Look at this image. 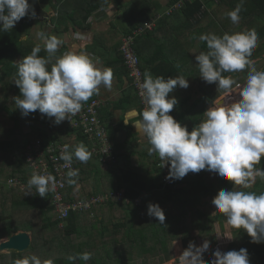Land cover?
<instances>
[{
    "label": "crops",
    "instance_id": "1",
    "mask_svg": "<svg viewBox=\"0 0 264 264\" xmlns=\"http://www.w3.org/2000/svg\"><path fill=\"white\" fill-rule=\"evenodd\" d=\"M101 1L105 4L89 16L85 27L77 28V30L71 29L65 34L54 32L51 18L57 17L58 14L49 5L41 4L49 17L37 21L39 24L33 26L31 36H26L43 46L52 44L57 49L62 46L66 47V54L63 55L62 61L75 83L74 85L70 82L69 89L72 91L79 86L87 87L90 97L101 100L100 117L120 158L117 165L101 164L92 152V141L81 133L82 136L78 137V133L68 127V134H63L59 141L67 139L65 142L70 145L74 156L82 161L78 165L80 169L78 176L69 182L72 198L78 196L91 198L93 193L102 195L127 192L132 189L131 185L141 183L140 177L144 172H147V179L152 182L157 170L156 145L152 139L141 101L136 94H133L130 81L118 63L123 58L120 51L123 38L157 15L164 14L171 0ZM201 4L202 9L199 12L194 8H187L165 16L166 18L157 21L152 32L140 37L135 44L136 52L145 71V81L149 84L153 82L155 106L168 112L170 124L166 125H173L170 129H163L159 121L164 140L165 142L167 140L166 144L170 149V155L172 153L175 157L177 156L176 158L190 164L184 166V172L180 174L181 178L187 177L193 180L197 177L193 187H196L199 192L196 203L203 213L202 217L195 221L190 212L183 215L170 206L164 208L178 216V220L167 225L168 229L178 226L180 232L181 227L194 223H197L195 225L198 228L203 225L209 227V224L216 221V223L221 222L223 226V221L218 215L222 214V211L213 213V210L222 208V200H226V190L221 191L222 180L235 151L234 148L238 146L239 127L236 125H239L238 120L245 112L243 109L247 101L252 96H256L255 94L258 95V92H264L263 81L259 79L260 75L264 76V54L250 60L248 63L251 67L248 70L240 69L244 80H240L237 71L230 72L220 80L222 72L219 70H215L210 79L204 66L210 50L217 49L219 52L234 50L232 52L235 53L234 58H236L240 46H254L251 41L256 42L255 35H258L264 22L253 10L251 0H203ZM238 27L243 28L242 35L236 34ZM74 34L82 35L83 39H76ZM44 37L48 42L39 43ZM258 44L264 47V41L259 43L257 40ZM167 61L168 64L165 65ZM108 65L113 66L111 69L113 74L110 73ZM173 66L181 68L173 69ZM216 80H218L217 84L214 83ZM208 85L210 89L213 88L211 85H214L216 86L214 91L218 90L216 92L218 98L213 102L209 100L210 94L205 88ZM54 86L56 87L55 84ZM56 97L57 94L52 92L45 103L46 108H51L52 112L56 111L59 116L60 110L55 106L58 101ZM249 113L252 118L250 111ZM245 121L247 125H250L247 118ZM247 154L249 155H245V159L264 158V151L258 146L250 150L249 145ZM196 162L198 167L194 165ZM262 169L249 167V180L245 186H236L235 193L247 192L251 197L252 193L249 195L248 188L254 186L255 178L262 173ZM29 174L31 176L30 172ZM206 186L210 187V193H206L208 190ZM186 187L189 188L190 185L186 184ZM29 190L30 187L24 191H10L22 195ZM42 191L40 190V193ZM115 200L117 199L111 201L115 202ZM117 201L121 204L99 205L97 209L95 208L96 210L94 209L92 217L90 215V217L85 215L76 217L77 228L82 231L85 229L84 240L86 242L94 239V236L102 237L101 221L107 226H113L121 222L115 220L120 213L123 215L124 222L128 218H133V215L137 213L140 216L138 220L145 214L144 209L136 210L137 207L133 200H128L127 204L122 200ZM37 207L39 204L34 209L33 217L39 218ZM141 207L144 206L141 205ZM148 207L156 209L158 206L150 200ZM184 209L189 208L184 207ZM212 213L216 214V217H209ZM25 215L21 217L26 218ZM29 217L32 218V216ZM188 218L191 224H187ZM136 223L137 219L132 224L134 228L138 227ZM191 231H186L185 237H191ZM243 231L237 232V235L243 234ZM18 232L28 231L19 230ZM28 233L32 239V232ZM105 237L106 241L110 238L115 240L113 230H108ZM217 237L215 232V237L212 234L211 240L196 239L210 244L212 240L219 241ZM254 245V241L243 240L240 246H244L245 250L237 264H244L245 253L249 250L246 264H250L253 258H255L253 264H264V255L260 262ZM258 247L264 249V243ZM11 252L16 251H5V254L10 255Z\"/></svg>",
    "mask_w": 264,
    "mask_h": 264
},
{
    "label": "trees",
    "instance_id": "2",
    "mask_svg": "<svg viewBox=\"0 0 264 264\" xmlns=\"http://www.w3.org/2000/svg\"><path fill=\"white\" fill-rule=\"evenodd\" d=\"M39 1L42 5H49L51 9L58 14L57 17H52L51 20L54 32L60 34H65L71 29L77 30V28L82 29L83 27H85L86 21L89 16L96 9L105 4L101 0ZM175 2L176 0H171V3L169 5L171 6ZM251 2L253 4V10L256 14H259V18L264 22V0H251ZM187 8H194L195 11L199 12L202 9V4L200 1H197L187 5L185 9ZM10 9L11 5L8 0H5L3 1V3H0V16L7 15L10 12ZM29 21L30 23H23V25H20L16 28H10L5 26L0 27V111L3 112L0 113V116L3 120H5L7 116V118L10 120H8L7 122H9V124L12 123L14 128L17 129L22 128V125H20V123L25 117V114H27V117H35L37 116V114L40 113L43 117L42 121L44 127L35 128V132L46 142L66 143L65 141L61 142L59 140H61L63 134H68V129H56V127L53 126V122L55 124V119H60L61 125L69 124H64L65 121L63 117L61 115L58 116L56 114V111L52 112L53 110H50L51 108H46L47 105H45V101H42V99L47 100V98L50 97L52 92H55L58 97H56V101H58L56 102L55 106H57V108L61 110L59 105V99L60 97L65 98L70 92L69 86L70 82L72 84L73 78L71 77V74H69L68 69L65 68L66 66L63 65L62 61L63 55L66 53V47L62 46L60 49H57L56 46H53L49 48L48 46H41L34 40L27 38L26 36H31L33 26L35 25L34 21ZM262 36H264V23L262 28L258 32V35H255L256 42L251 41V44H253L254 46H240V50L237 52L236 58H234L235 53H233L232 51L227 50L219 52L217 49L210 50V54L207 55V62L204 65L210 79L215 70H219L220 72H222L220 80L225 78V76H227V74H229L230 72L236 71L239 73L240 80H244V77L242 75L243 73L240 72V69L244 68L248 70V68L251 67L248 62L264 54L263 45H257V40H260ZM166 64H168V61L165 62V65ZM118 65L121 66V70H123L122 72H125L124 74H126L129 78V73L127 68L125 67L123 58L120 59ZM108 68L110 70V73L113 74V71L111 70L113 66L108 65ZM177 68L181 67L173 66V69ZM141 69L145 76V71L142 63ZM259 79L262 80L264 84V76L260 75ZM34 81L41 83L39 87L43 93V96H41V100L38 103L35 100L32 104H30L24 98L26 96L25 94L27 93V90L32 87L31 83ZM217 82L218 80H216L214 83L217 84ZM145 83L152 100V106L157 113L158 120L161 122L163 129H170L173 125H166L170 124L168 112L165 110H161L160 108L158 109L157 106H155L156 104L154 103L155 98L153 94L154 89L152 87L153 82L149 84L147 81H145ZM54 84L56 85V87L54 86ZM73 84L75 85L74 82ZM209 86L210 85L205 88L208 94H210L209 100L213 102L218 98V95L216 93L218 92V90L214 91V88H216V86L214 85H211L213 86L212 89H210ZM76 89H78V87H76ZM131 90L133 94H136L135 89L132 86ZM256 96H258L259 98L256 97L257 103L255 105V108H261L263 109V111L260 113L259 117L256 120L250 118L252 121H256L255 125H247V121H245L246 118H244V120L242 119L245 115V112L242 113L240 120H243V125L241 126L243 127L244 131H246L247 135L246 133L244 134L243 131H239L238 146L234 148L235 151L230 158L231 160L229 161L226 167V171L224 172V177L222 180L223 187L226 188L227 192L226 200H224L227 202L226 205L230 208L228 211L231 212L226 215H223V217H227L236 221L239 218H236V212L234 210L236 209L238 213L242 211V206L246 205L247 209L244 207V217L242 219H239L241 223L249 225L248 227H244V233L246 232V228H251L253 226L264 224V158L254 157V159H251V157H249L248 159H245V155H249L247 154V140L252 141L254 133L256 136L254 139L255 143L250 146V150L255 149L258 146L260 150L264 151V92L259 93ZM252 97L247 101L243 109L244 111L246 110L247 105L250 106ZM12 98L13 101L16 98L18 101H20V103L17 102L19 104L15 103V107H10L9 102ZM86 98L91 99V97L89 96V92L86 94ZM24 107L30 108V110L24 111ZM240 120H238V122ZM0 124H2L1 119ZM5 126L8 125H0V128L4 131L7 129V127ZM236 126L239 127V125ZM17 132H19V130L16 131L15 134L19 135L20 139H27V143L31 142L32 137H29V133H26L28 135V137H26L22 133ZM77 133L79 135L78 137L82 136L81 132ZM22 140L21 143L23 144L24 141ZM15 144L16 142L14 141H0V191L3 190V192H0V194L4 195L12 193L10 189L5 186V183L9 178L13 177L20 178L22 181H24L26 184V188L30 187V190L27 191V193L21 195L22 197H24L23 201H14V204H12L13 210L14 208L16 209V211L17 208H20L22 210L18 213L20 215V219L15 218V216H13L12 214L10 216L12 220L6 221V215L4 213L0 215V223H3V227H0V240L6 237H11L12 235L18 233L19 230L32 232L33 236L31 247L29 248L27 253L24 254L11 252L9 264H18L19 260L26 261V255L29 251L34 252L39 250L42 254L44 253V259L48 261L44 264H100L101 262L99 256H88L89 252L84 250L87 247L91 248L92 246H94L92 240H88L87 242L86 240L81 241L80 243H78L77 248L71 252L72 241L69 238L82 233V230L77 228L78 226L76 225V217L80 215H85L86 217L90 215L92 217L91 212L79 213L71 210L67 219H59L53 203L54 195H56V193L50 192L48 189H37L38 186L33 183L32 175L30 176L28 171L29 169L26 163L25 151L24 153L22 151L23 154L21 153L23 160L22 165L12 167L13 169L8 172V174H4L5 172L1 171V167L2 169L4 168V160H9L11 159V157H14V153L12 152L13 147H18ZM20 146L24 150L26 149V144ZM10 154L12 156H10ZM176 157L174 156V154L171 153V158L174 163L175 171L174 181L171 185L164 187L162 182V173L158 166V162H156L157 170L155 172V176L153 177L152 182L149 183L142 180L141 183H139L138 185H131L132 189L126 192V197L128 198V200L134 201V199L143 196L142 203L140 205L144 207H141L140 210L144 209L145 214L140 219L149 220L154 224H148L144 226V224L141 222L140 227L134 228L132 224L135 222V219L138 220V217H140L138 213L133 215V218H128L126 222H119L114 224L113 226H107L103 221L100 222L101 226L103 227V230H101L100 233L101 236L104 238L103 241L101 240V242H103L104 245L108 243V240L106 241L105 237L106 232H108V230H113L115 235V242H117V235L122 230L126 229L128 233V237L126 239L127 247L129 249V251L127 250V252L129 253L130 261H133V255L131 254V250L135 248V244L139 241H142V245L144 246L143 251L149 253L151 251H155L156 248H159L160 253L162 254V252L164 251L166 255L165 257L161 256L163 261L171 259V255L169 254L170 246L168 244V241L172 237V235L174 237L175 233L179 231V227L173 226L169 230L167 225L169 223L175 222L178 216L173 215L171 210H160L161 205H168L171 208L176 209L178 212H180V214L183 215H186L187 212H190L193 218H195V221H197L199 217L203 216V213L198 209L196 203L198 202L197 198L199 192L196 187H193L196 183L195 181L197 177L196 179L192 178L193 180L188 179L187 177H184V179L181 178L180 174L181 172H184V166L190 164H187L183 160H180ZM75 159L78 160L80 158L75 157ZM194 165L198 167L197 162L194 163ZM249 167L263 168L262 173L255 178L256 183L254 184V186L248 188V191L250 190L249 195L252 193L251 197L248 196L247 192H240L238 194L235 193L236 186H245V184L249 180ZM186 184L190 185V187L187 188ZM40 190L43 191L40 193ZM206 190V193H210L209 186H206ZM59 192H61L63 198L65 199V202L68 204H73L74 202L89 198H81L79 196L72 198L70 195V183H66L65 188L61 189ZM91 195L93 197V195L96 194L93 193ZM150 200H152L158 206L156 209L148 207ZM107 203H115L116 205L121 204L117 200H115V202L109 201ZM38 204L39 207H37L36 209L39 218H41V221L38 217H33V215L35 214L34 209ZM184 207L189 209L186 210L184 209ZM222 211H224L223 206ZM23 213L27 214L25 215ZM222 213L224 214L225 212ZM21 215H25L27 217L22 218ZM29 216H32L33 220ZM223 217L222 215H220L219 219L223 220ZM15 221H17L18 223H16ZM192 223H194V220H192ZM195 224L197 223L193 224L194 227H196ZM199 228L202 231H207L209 227L207 225H203ZM94 234L96 235L97 233ZM160 234L163 236V238L165 237V235L169 237L162 241L158 237V235ZM234 234H236L237 236L236 232ZM151 237L152 244L149 247L150 243L147 242V240ZM188 240L189 239L185 240L186 243L184 245H187L186 248H183L184 252L187 251L189 253H192L193 243L194 245L200 246L204 244V242L196 239H194L195 241L193 243ZM233 241L234 239L228 243L226 250H224L223 252V264H237L241 255L244 253V246L246 245L243 244L244 246L237 247L234 243L235 241ZM219 243L222 242H219L217 239H215L210 242V245L212 246V248H214L215 246L220 245ZM258 246L257 244H255L253 247H256V252H258V257L261 262L262 257L264 255V249ZM249 252L250 250L245 253L246 258L244 264H246V259L248 257ZM6 260V257L3 256V259L0 258V264L6 262ZM183 261L184 264L193 263L192 261H189V259H184ZM27 264H30L29 258ZM203 264H212V261L206 259L205 263Z\"/></svg>",
    "mask_w": 264,
    "mask_h": 264
},
{
    "label": "built area",
    "instance_id": "3",
    "mask_svg": "<svg viewBox=\"0 0 264 264\" xmlns=\"http://www.w3.org/2000/svg\"><path fill=\"white\" fill-rule=\"evenodd\" d=\"M197 1L202 2L203 0H176L175 3L167 8L164 14L157 15L150 22L144 23L126 35L120 47L125 67L129 73L128 79L141 101L151 136L157 147L158 166L162 173L164 187L171 185L174 181V163L164 140L157 113L152 106V100L146 87L135 44L140 37L155 29L157 21L165 16L172 15L174 12L183 11L187 5ZM29 20H36V18L30 16L15 17L7 23V27L16 28ZM88 92L87 87L79 86L78 90L71 92L67 98H64L65 120L71 130L82 132L92 141V152L101 164H114L116 156L114 155L110 136L100 117L102 102L98 98L86 99ZM25 148L26 163L34 183L39 189H48L50 192L56 193L53 203L59 219H67L71 210L79 213L91 212L93 216L95 207L113 199L120 201L125 199L122 193L113 192L95 195L87 200H80L73 204L66 203L59 191L65 188L66 183L68 184L70 180L78 176L80 172L78 165L82 162L81 159H75L69 144L46 142L42 138L32 140ZM6 184L12 190L26 189L25 182L20 178H9Z\"/></svg>",
    "mask_w": 264,
    "mask_h": 264
},
{
    "label": "rangeland",
    "instance_id": "4",
    "mask_svg": "<svg viewBox=\"0 0 264 264\" xmlns=\"http://www.w3.org/2000/svg\"><path fill=\"white\" fill-rule=\"evenodd\" d=\"M3 1H5V0H0V3H3ZM143 3H147V2L143 1ZM26 23H30V21H28ZM35 24H39V22L36 21ZM21 25H23V24H21ZM47 27H50V26L47 25ZM242 30H243V28L238 27L236 30V34L242 35V33H241ZM41 40L42 41L39 43L48 42L47 38H45V37L42 38ZM262 41H264V36L259 40V43H261ZM41 46H43V45H41ZM48 46L53 47L54 45L50 44ZM45 47H46V45H45ZM232 51L234 52V50H232ZM209 52L210 51H208V53ZM40 84L41 83L37 82V81H34L31 83L32 87L27 90V93L25 94L27 97L25 96V98H24V99H26V101H28V103L32 104L35 100L38 103L41 100V96H43V93L39 87ZM262 92L263 91L258 92V93H262ZM255 95H257V94H255ZM256 97L259 98L258 96L252 97L251 104H250V106L247 105L246 110H245V115L242 118L243 120H244V118H247L248 123L250 125H251L252 120L250 119L251 115H250L249 111L251 112L252 118L254 120H256L259 117L260 113L263 111V109H261V108L260 109L255 108V105L257 103ZM42 101H45V100L42 99ZM17 102L20 103V101H18L17 98L14 101L12 98L11 101L9 102L10 107H15L14 105H16L15 103H17ZM19 103H17V104H19ZM25 110H30V108L24 107V111ZM0 113H3V112L0 111ZM42 118L43 117L41 116L40 113L37 114V116H35V117H31V116L27 117V114H25V117L23 118L22 122L20 123V125H22V128L15 129L12 123H11L12 124L11 125V124H9V122H7L9 120L7 118V116H6L5 120H3L2 117L0 116V119L2 121V124H0V125H8V126H5V127H7V129L4 131H3V129L0 128V130H1L0 141H5V140L8 142L14 141V142H16L15 145L18 146V147H13L12 152L14 153V157H11V159H9V160H4V168L2 169V167H1V171L5 172L4 174H6V173L8 174V172H10L13 169L12 167L22 165V161H23L22 160V154L24 153L25 150L20 145H23V144L27 145L28 144L26 142L27 139H24V140L20 139L19 135H16L15 132L19 130V132H17V133H22L26 137H28V135L26 133H29V137H32V140H34L36 138H41L35 132L36 131L35 128L44 127ZM55 120H56V122H55V124L53 122V126L56 127V129H62V130L68 129V125H61L60 119H55ZM243 120L239 121V129L238 130L243 131L245 134L246 131H244L243 127L241 126ZM252 123L255 125L256 121L255 122L252 121ZM64 124H65V122H64ZM108 129L110 131V127ZM246 135H247V133H246ZM255 137L256 136L254 133L252 141L248 140L247 147L249 145L252 146L253 143H255V140H254ZM21 140L24 141L23 144L21 143ZM63 140L67 141V139H63ZM238 142H239V140H237V143ZM22 151H23V153H22ZM10 156H12V155L10 154ZM119 159L120 158L117 155L116 156V165L119 162ZM154 175H155V173H154ZM140 179L144 180L146 182H149V183L151 182V180L147 179V172L142 173ZM6 183H5V186L8 189H10ZM33 183H34V181H33ZM37 189L39 190L38 187H37ZM224 189L225 188L223 187L221 189V191H223ZM10 190H12V189H10ZM18 190L19 189L14 190V191H18ZM24 190H26V189H24ZM24 190L20 189V191H24ZM258 191H260V190H258ZM0 192H3V190H1ZM122 194L125 196V198L127 200V201H124V199H122V202L124 201L125 204H127L128 198L126 197V192L124 191V192H122ZM23 198L24 197H22L17 192H14L11 194H4V195L0 194V215L2 213H4L6 215V221L12 220L10 217L12 214H13V216H15V218L20 219V215L18 213L21 212L22 210L20 208H17V211H16V209L14 208V210H15V212H14V210L12 209V206H13L12 203H13V201H17V202L20 201L21 202V201H23ZM142 199H143V196H140L139 198L134 199V201H133V203L137 207L138 211L141 208L140 204L142 203ZM222 201H223L222 206H223L224 211H222V208H216L213 210V213H217L220 211L225 212L224 214L223 213L218 214V215H222V217H223V215H226V214L231 213V212L228 211L230 208L226 205L227 202L224 199ZM167 206L161 205L160 210H162V209L164 210V208H166ZM244 207L247 209V206L243 205L242 211H240L238 213H237L236 209L234 210L236 212V218L242 219L244 217V213H245ZM213 213L211 214L212 216H209V217H216L215 216L216 214H213ZM226 218L223 217V220H222L223 226H221V222L216 223L217 222L216 221V222H213L215 228H214L213 224H209V228L207 231H202L200 228L194 227L193 225H187V226L181 227V232L180 231L176 232L174 237L172 235V237L168 241V244L170 246V253L169 254L171 255V259L167 260V261L162 260L161 256L165 257L166 255H165L164 251L161 254L159 248H156L155 251H151L149 253L143 251L144 246L142 245V241L137 242L135 244V248H133L131 250V254L133 255V261H130L129 260L130 259L129 253L127 252V250L129 251V249L127 247V240L126 239H127L128 235H127L126 230H123L122 232H120L117 242H115V240L110 238L106 245H104L103 242H101V240L103 241V239H104L103 237L98 238L97 236H94V239H92L94 246H92L91 248L87 247L84 250L89 252L88 256H90V255L99 256L100 257L99 259L101 262L100 264H184V261H183L184 259H186V260L189 259V261L193 262L192 264H199V263L203 264V263H205L206 259L211 260L212 264H223L224 262L221 261L222 257H223L222 256L223 252H224V250H226L228 243L231 242L233 239L235 241L236 246H240L242 244L243 240H247L248 242L254 241V244L262 246V244L264 243V224L253 226L251 228H246V232L243 233L244 235H242V233H239L236 236L234 234L235 232L237 233V232L243 230L244 227H246V226L248 227L249 225H245V224L241 223L239 219L234 221L230 218H227V219ZM32 220H33V217H32ZM39 220L41 221V218H39ZM115 220H119L121 222H124L122 213H120L119 217H115ZM15 222L18 223L17 221H15ZM141 222L144 224V226H146L148 224H154L149 220L139 219V220H137L136 226L140 227ZM206 222L210 223V221H206ZM187 224H191L190 218H188ZM0 227H3V223H0ZM190 230H192L190 233L193 236L191 235V237H185V234H186L185 232L190 231ZM84 232H85V229L82 231L81 235L79 234V235H75V236L69 238L72 241L71 252L77 248L78 243H80L81 241H85L84 240L85 239L84 238L85 237ZM215 232L218 235L217 238L220 239L219 242H222V243H219L220 245L215 246L214 248H212V246H210V244H208V243H204L202 246L194 245V243H193L195 241L194 239L202 238V239H207V240L210 239L211 240L212 234L215 237ZM187 233H189V232H187ZM158 237L162 241H164V239H166L169 236L165 235V237L163 238V236L160 234V235H158ZM186 239H189L188 241H191L193 243L192 253H189L187 251L184 252V250H183V248H186V245H187V244L184 245L186 243L185 242ZM196 240H198V239H196ZM147 242L150 243L149 244V247H150V245L152 244V237L149 238L147 240ZM166 243H167V241H166ZM27 251L23 252V253H27ZM3 256H5L7 260H6V262H3L2 264H9L10 255H7V254H5V252L0 251V258L3 259ZM28 258L30 259V264H44V263L48 262L46 259H44V253L42 254L41 251L39 250V251H34V252L29 251L27 256H26V261L19 260L18 264H27ZM254 260H255V258L252 259L250 264H253Z\"/></svg>",
    "mask_w": 264,
    "mask_h": 264
},
{
    "label": "water",
    "instance_id": "5",
    "mask_svg": "<svg viewBox=\"0 0 264 264\" xmlns=\"http://www.w3.org/2000/svg\"><path fill=\"white\" fill-rule=\"evenodd\" d=\"M11 9L7 15L0 16V27L19 16H34L41 19L49 17V14L43 9L39 0H8ZM32 239L28 232H18L9 239L0 241V251H16L23 253L31 247Z\"/></svg>",
    "mask_w": 264,
    "mask_h": 264
},
{
    "label": "clouds",
    "instance_id": "6",
    "mask_svg": "<svg viewBox=\"0 0 264 264\" xmlns=\"http://www.w3.org/2000/svg\"><path fill=\"white\" fill-rule=\"evenodd\" d=\"M20 17V16H19ZM30 17H34V16H30ZM36 18V20H32V21H34V22H36V21H40V20H43V19H41V18H38V17H35ZM45 19V18H44ZM12 20V19H11ZM10 21V20H9ZM8 21V22H9ZM7 22V23H8ZM6 23V24H7ZM5 24V25H6ZM74 36H75V38L76 39H78V38H80V39H83V37H82V35H80V34H74ZM140 64H141V62H140ZM78 89H79V87H78ZM78 89H74V90H72V91H70L69 93H68V95L65 97V98H67L68 96H69V94L71 93V92H73V91H76V90H78ZM91 98H93V97H91ZM139 98V97H138ZM87 99V98H86ZM88 99H90V98H88ZM59 105H60V108H61V110H60V115L63 117V119H64V121H65V123H67L66 122V120H65V116H64V111H65V109H64V98H61L60 97V99H59ZM142 109H143V107H142ZM146 118V117H145ZM102 120V119H101ZM147 121V120H146ZM103 122V121H102ZM68 124V123H67ZM69 126V125H68ZM106 127V126H105ZM72 131H74V130H72ZM75 132H80V131H75ZM108 132V131H107ZM82 133V132H81ZM83 134V133H82ZM109 134V133H108ZM84 135V134H83ZM110 136V135H109ZM153 139V138H152ZM110 140H111V144H112V146H113V150H114V155L115 156H117V153H116V151H115V148H114V144H113V141H112V138H111V136H110ZM169 148V147H168ZM170 150V149H169ZM156 153H157V159H158V152H157V147H156ZM99 161V160H98ZM116 164V162L114 163V164H111V165H115ZM121 193V192H120ZM124 200H126V198L124 199Z\"/></svg>",
    "mask_w": 264,
    "mask_h": 264
}]
</instances>
